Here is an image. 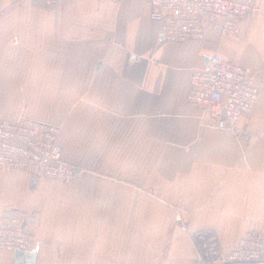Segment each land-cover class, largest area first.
<instances>
[{
	"label": "crops",
	"instance_id": "0c3cea01",
	"mask_svg": "<svg viewBox=\"0 0 264 264\" xmlns=\"http://www.w3.org/2000/svg\"><path fill=\"white\" fill-rule=\"evenodd\" d=\"M150 12L149 0H0V114L12 120L23 112L78 131L89 157L118 162L128 182L93 177L94 185L100 179L88 189L93 227L77 238L75 225L71 235L69 224L43 221L44 175L0 166V204L39 211L34 264H193L194 234L213 228L238 240L264 228V88L240 133L218 127L210 109L187 98L192 69L214 52L264 80V18L242 17L234 34L210 25L203 39L173 41ZM63 155L81 176L78 159ZM113 222L121 228L114 238ZM128 227L134 238H169L170 245L129 253ZM144 227L155 233L144 236ZM162 227L170 237L158 233ZM55 234L86 250L43 240ZM13 260L0 252V264Z\"/></svg>",
	"mask_w": 264,
	"mask_h": 264
},
{
	"label": "built area",
	"instance_id": "2783aa9c",
	"mask_svg": "<svg viewBox=\"0 0 264 264\" xmlns=\"http://www.w3.org/2000/svg\"><path fill=\"white\" fill-rule=\"evenodd\" d=\"M57 5L61 0H37ZM126 1V0H118ZM150 16L161 22V36L168 40L203 39L210 25L222 35L237 32L240 19L248 15L264 18L258 0H149ZM264 82L245 65L219 52L204 67L191 71L188 100L210 109L220 128L241 131L240 122L256 109ZM61 126L55 122L20 115L7 120L0 114V166L25 169L65 182L79 175L68 162L58 141ZM32 222V226L30 225ZM34 214L17 208L0 213V251L30 250L35 245ZM197 247L193 264H264V228L249 230L231 246L219 234L205 229L192 237ZM13 264H19L13 260Z\"/></svg>",
	"mask_w": 264,
	"mask_h": 264
},
{
	"label": "rangeland",
	"instance_id": "374dc122",
	"mask_svg": "<svg viewBox=\"0 0 264 264\" xmlns=\"http://www.w3.org/2000/svg\"><path fill=\"white\" fill-rule=\"evenodd\" d=\"M234 33L236 32H233L231 34H234ZM218 35H220V33ZM252 71L254 72L256 76L255 70H252ZM262 81L264 82V80ZM20 115L29 116L22 112L21 114H19L16 118L12 120L17 119ZM29 117H32V116H29ZM57 124H59L62 128L60 131L61 135L59 134V137L61 136V138H63L68 143L67 149L65 147L63 149L62 147L63 152L65 151V155L68 158H71L70 156H75V158L78 159V164L82 167L83 172L81 176L79 177L77 176L76 179L70 182H65L61 179H58V178L55 179L53 177H48V176L43 177V180H42L43 182V213H45V215L43 214V221L47 219V221L49 222L56 223L57 220L58 222L60 220L61 222H65V224H69V227L71 228V230H72V225H75L76 228L74 230H76L77 238L87 239L88 229L91 228L90 225L93 227L92 215L94 214V212L90 209L91 208L90 205L92 201L91 197H93V195L91 194V191L88 189L90 187L91 188L100 187L98 183L100 179L96 180V184L94 185L93 177L94 176H97L98 178L104 177V176L111 177V178H107V180L113 182L114 184H117V186L120 185L121 183L128 184V182H121L119 178L120 177L119 172L121 169V165L118 162H115V163L98 162L97 160L94 159L93 154L92 156L89 157L88 149L86 146V140H83V141L76 140L78 131H75V132L63 131V124L62 123H57ZM244 131L245 130L242 128L241 131H235V132L240 133ZM73 135H74V138H73ZM80 143L81 145H78ZM71 164H74V163H71ZM78 168H79V171L81 172V168L80 167ZM4 169L13 171L16 174L20 172L21 173L25 172L29 174L32 173L25 169H16V168H4ZM80 190H81V193H80ZM47 207H48L47 212L49 213H47L44 210ZM11 208H15V206L11 207V205H9L8 203H4V204L2 203L0 204V213L6 209H11ZM55 211L57 215L59 216L58 219L56 218ZM35 212H39V211L33 208L29 210V212L27 213L35 215ZM61 212H63V214ZM87 213H88V216L86 217ZM114 213L116 212H113V214ZM45 216L47 217L45 218ZM128 222L130 223L131 221L129 220ZM30 225L32 226V222H30ZM120 229L121 228L119 226V223H114V222L112 223L111 232H112L113 238L114 236L116 237L119 236ZM211 229L213 231H216V229H213V228ZM33 230L35 234V226L33 227ZM74 230H72L71 235H73ZM135 230H136L135 227L127 228L128 233L126 237L128 238V252L129 253L135 252L139 248H142L145 253L149 251H151L152 253V251L154 252L160 249H167V247L170 245L171 239L169 238H134ZM155 230L156 228L153 229V228L144 227V236L151 234V232L154 234ZM157 231L158 233L160 232L159 233L160 235L169 236L168 227L167 228H163V227L157 228ZM92 232H93V229H92ZM55 235L59 238H43V240L47 242L58 241L61 246L60 249H63L64 247V249H69V250L73 248L76 249V245L79 243L77 245L79 247V250H86V248L83 246L81 241L75 242V241H72L73 238H66V237L61 238V234H55ZM34 240L36 242L37 238H34ZM220 240L221 242H223L222 244L224 246H231L234 242H236L237 239L236 238H220ZM113 246H115L114 243H113ZM0 252L8 253L6 251H0ZM10 253H13V252H10ZM12 264H13V261H12Z\"/></svg>",
	"mask_w": 264,
	"mask_h": 264
},
{
	"label": "water",
	"instance_id": "95a60500",
	"mask_svg": "<svg viewBox=\"0 0 264 264\" xmlns=\"http://www.w3.org/2000/svg\"><path fill=\"white\" fill-rule=\"evenodd\" d=\"M37 247L30 250L16 249L14 251V260L19 264H34L36 259Z\"/></svg>",
	"mask_w": 264,
	"mask_h": 264
}]
</instances>
